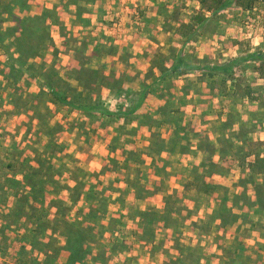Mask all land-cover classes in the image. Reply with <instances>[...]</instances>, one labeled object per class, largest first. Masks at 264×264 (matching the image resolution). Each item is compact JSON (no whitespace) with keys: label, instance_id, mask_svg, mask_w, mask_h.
I'll return each instance as SVG.
<instances>
[{"label":"rangeland","instance_id":"obj_1","mask_svg":"<svg viewBox=\"0 0 264 264\" xmlns=\"http://www.w3.org/2000/svg\"><path fill=\"white\" fill-rule=\"evenodd\" d=\"M47 1L51 3L53 0ZM186 1L188 0L167 1L172 5V10H175L169 14V19H175L181 13V17L185 16V11L181 10L187 7ZM44 2L46 0H0V171L11 174L16 168L7 169L10 164L28 159L41 170L38 178H30L31 182L39 183L43 180L45 188L49 191L46 203L42 206L39 203L35 205L27 186H17L19 192L9 191L11 189L6 187L5 194L0 189V255L7 258L12 249L14 252V248L21 245L22 236L28 233L33 235L37 227V221L33 224L22 216L18 218L22 220L18 226L13 224L17 217L14 209L19 202L17 194H23L20 202L26 212L32 213L35 206L39 210L44 208L40 220L45 224L42 232L46 229L48 241H45L49 248L54 250L51 254L57 259L51 261V264H65L68 257V252L63 248L67 244V236L55 235L53 232L57 224L60 223L57 230H63L64 222L83 220L85 214L88 215L92 211L96 217L101 211L105 212V209L108 210V215L97 220L94 227L97 228L95 239L88 243L93 253H87L83 262L75 264H264V208L257 207V195L252 191L253 188H250L252 192L246 200L243 193H236L241 188L235 185L238 181L243 189L264 179V173L252 174L248 169V163L252 162L254 154L262 153L264 158V139L247 137L249 130L253 132L258 128L252 122V115L260 114L264 121V107L262 110L255 108L257 114L250 109V123L244 121V128H238L243 120L238 114L242 108L231 107L227 103L223 113L229 118L226 122L229 131L227 136L223 135L224 139L220 142L223 157L220 162H216L214 155L210 154L213 153L214 143L209 135L211 133L215 139L221 131H209L206 128L209 113L213 111L206 105L196 108L197 111L195 108L179 107L172 97L160 96L161 84L150 89V96H146L148 99L134 114L146 113V120L144 117L134 116L129 120L118 116L127 111L129 103L128 100L125 101V96L133 90L127 89L133 86L127 87L125 83L122 91L105 87L101 90V98L105 107L114 114L112 117L92 112L86 114L67 106H55L47 101L50 92L46 84L52 76V80H56L52 75L53 71H60L61 76H64L63 70L74 67L73 64L79 66V61L88 67H95L100 64L99 59L92 58L90 50L100 53L105 49V44L94 47L95 42H90L85 51L82 44L77 42L79 32H72L62 26L61 29L51 32L50 26L47 28L50 39L44 48L28 61H24L21 65L23 68H20L22 61L19 65L14 62L22 74H18L19 79L15 78L16 68H12V64L5 65L9 52H13L14 57H19L11 44L15 33L11 28L17 26L21 18L41 14L40 10L45 8ZM164 2L163 0V6H168ZM16 3H20L23 8L13 7ZM254 7H257L255 13L250 12L247 19L255 18L254 23L259 22L264 28V0H258ZM54 8L61 22L63 17L67 21L70 20L71 17L67 18L69 12L63 4L59 3V8ZM236 8L234 6L226 10L227 18L236 15ZM30 9L38 11L34 14ZM260 33L264 34V29H260ZM42 34L44 31L39 36L37 34L34 40L38 42ZM86 35L90 37L89 33ZM171 38V41L179 42L178 38ZM229 45L231 46V43ZM150 47L154 53L160 52V47L155 44ZM246 47L249 48L250 45ZM6 48L10 51L7 52ZM232 58L235 57H229L227 60ZM121 69L110 72L112 75L109 82L113 88L118 84L119 77L125 78L129 74L141 81L150 73L149 67L129 72L125 69L120 71ZM101 72H105L103 68ZM253 76L249 70L242 77L253 81ZM152 79L153 75L150 81ZM175 79L178 80L175 85L181 84V81L186 84L196 80L192 75L189 76V81L184 78ZM239 80L241 74L237 81H228L230 92L236 90L234 85H237ZM70 84L79 87L75 79H72ZM236 95L235 102H238L240 95ZM258 96L264 105V91ZM167 100L169 101L166 104ZM160 110L170 115H163ZM164 117L172 122H162ZM102 118L109 120L108 127L99 126L98 120H103ZM137 119L141 122H136ZM260 124L264 127L262 122ZM197 127L199 131L196 130ZM48 130H51V134ZM145 131L153 137L148 147H142V142L137 137V133ZM169 132L173 135L172 139L168 137ZM162 135L165 138L167 136L168 140L165 150L175 149V145H178V149L182 146V149H188V152H196V146L199 144L198 147H202L209 154L205 159H186L183 156L181 160L176 154L174 157L158 155L154 160L152 151L162 150L164 146ZM239 139H242L241 142ZM37 150L41 155L37 154ZM95 156L97 160H94ZM216 159H219L218 156ZM144 161L145 165H138ZM181 163L182 165H179ZM205 164L209 166L206 180L218 184L216 189L207 195L193 187L186 192L185 185L193 180L195 167L200 172ZM213 164L217 165L218 172L211 171L214 170ZM237 167L242 170L241 176L239 172L234 171H237ZM221 170L223 173H220ZM43 176L46 177L42 179ZM8 177L11 178L12 175ZM14 178L23 180L21 174L14 175ZM88 192L93 196H89ZM236 194L240 196L239 204L234 203ZM71 196H76V201H73ZM88 196L94 202L93 207L86 201ZM168 197L170 199L166 203L165 199ZM166 207L171 213L165 211ZM224 208L227 210L226 223L220 216V210ZM174 211L177 213L174 214ZM172 212L174 220L170 219ZM232 213L237 214L236 220L231 217ZM52 220H56L54 226ZM11 224L14 226L10 227ZM22 225L28 228V233H25ZM2 231H7L8 234L4 236ZM41 236L36 237L37 246L45 248ZM31 246L33 245L25 244L26 256L23 259L30 264H43L46 256L41 252H34Z\"/></svg>","mask_w":264,"mask_h":264},{"label":"crops","instance_id":"obj_2","mask_svg":"<svg viewBox=\"0 0 264 264\" xmlns=\"http://www.w3.org/2000/svg\"><path fill=\"white\" fill-rule=\"evenodd\" d=\"M164 1L165 4H168L167 1L171 0ZM44 3L45 8L53 9L54 7L59 8V3L62 4L63 1L53 0L49 3L46 0ZM162 3L163 0H94L93 2L86 4L87 11L83 10L82 13L83 21H76L78 18V6L76 3H70L66 9L67 12H69L67 18L68 16L71 18L67 21L65 17H63L62 22L64 28L71 30L72 32L77 31L80 33L78 38L79 40H77V42L82 44L81 46L84 50L88 45H90V42H95L94 47L96 45L105 44V49L100 53L95 52V50H90V52L92 53V58L99 59L100 64L95 66L103 68L107 73L117 71V69L120 68H122L120 71L127 70L128 72L129 70L134 71L135 69H139V71H141L143 69H147L148 67L150 69L152 67V61L156 55V53L151 50V44H155L160 47V52L158 51V54H169L172 48H177V46L180 48L183 43H185L184 52L192 54L196 57L198 59L197 62L203 61L198 64H205L207 62L209 64L222 63L227 61L229 57H247V54L251 55L253 53H257L258 51L264 52V34L260 33V29L264 28L259 25V22L257 24L254 23L256 20L255 18L253 20L247 19V17H249V13L251 12L254 14L257 7H254V10H241L236 8L235 16L233 14L232 18H228V20L223 19V17H219V23L216 26L206 24L201 33L197 35L196 40L187 42V38L185 36L176 35V30L182 22L189 23L193 21L194 16L202 8L200 0L186 1L187 7L181 10L185 11V16L181 17V13L178 14V17H175V19H169V14H171L172 11H175L172 10V5L168 4L166 8ZM37 11L38 9H36L35 12L33 9H30V12H33L34 14L37 13ZM40 11L42 13V10ZM110 21H112V23ZM59 28L61 29L59 25L51 24V32ZM86 33H89L90 37L87 36ZM171 37L178 38L179 42L171 41ZM230 43L231 46L229 45ZM248 44L250 45L249 48L246 47ZM165 47L168 48L166 49ZM85 51L83 53H85ZM248 62H250V60L242 62L240 67L242 70L241 72L239 71L241 74V80H239L237 85H234L236 90H232V92H230V89L227 88V92L221 95L216 94L209 89L208 82H210L212 78H210L208 73H205L203 70H188L184 74L175 73L167 75L164 78L161 77V72L156 67H153L152 72H150L154 76V79L150 81L152 78L151 75L148 80L149 83H152L151 89L160 84L162 85L159 88L160 96L164 98L172 97L174 99L173 101L177 102L179 107L198 109L199 107L203 108V106L206 105L209 110L213 111L209 113V118L207 117L209 120L206 128L209 129V131L212 129L221 131L219 134L221 136L217 135L215 139H213V135L211 133L209 135L212 139L211 141L214 143L213 153L210 154L214 155L213 159L216 162H220L223 157L222 151L220 150V142L224 139L223 135L227 136V132L229 131V127L226 126V122H228L229 118L228 116L226 117L225 113H223L228 106L227 103H229L231 107L238 106L242 108L239 110L238 114L243 120L238 128H244V121L250 123L251 117L253 124L258 127L253 130V132L249 130V135L247 137H252L254 139L258 137L259 139H264L262 138L264 137V127L260 124L262 122L264 125V121L262 120V115L257 114V111L255 110V108L262 110L264 107L261 100L258 98L259 93L264 91V77L261 76L260 69L257 68L259 67V63L252 60V63L256 66L252 68L246 66ZM249 70H251L254 75L252 78L253 81L242 77ZM191 75L195 76L196 80L194 83L189 81V76ZM128 76L129 74H127L125 84H127V87L131 85L133 88L131 87L127 89H133L132 91L141 90V81ZM175 78H184L189 82L184 84V81H181V84H176V87L175 81L178 80ZM213 79H218V76H214ZM217 87L219 86L217 85ZM236 93L240 95L238 97L240 98L238 99V102H235V96L237 97ZM168 101L169 100L166 101V104ZM250 109H252V112L256 113L258 116L252 115L250 117L248 114V112L251 111ZM240 111H242V113ZM238 128H236L237 131ZM196 130L199 131V128L197 127ZM137 137L141 140L142 147H148L149 144L152 143L153 137L151 136V133L147 131L137 133ZM168 137L169 139H172L173 135H170L169 132ZM166 138L165 136L163 137L164 146L162 150L164 151H152L154 160L158 155L160 157H166V155L174 157L177 154V156H179L182 160L181 157L183 156L186 159H200V157L205 159L209 154L202 147H198L199 144L196 146L198 148L196 152H188V149H182V146L178 149V145H175V149L165 150L168 144V140H166ZM241 140L239 142H241ZM218 145L219 148H217ZM257 155L262 157L261 155L263 154H254L252 162L255 161ZM216 156H218L219 159H216ZM144 157L146 158L145 155ZM96 158L97 157L95 156L94 160H97ZM153 158L151 163H153ZM94 160L92 161V164L94 163ZM141 164L145 165L146 163L145 161L138 163V165ZM179 165H182V163ZM240 169V167H237V171H234L239 172L241 176L242 170L240 171ZM262 181L256 183L260 184ZM235 185L241 188V190L236 191V193H243L246 191L247 197L251 195L250 193L252 191L255 192L253 184L251 186L247 185L245 188L243 187V189L241 185L238 184V181ZM250 188H253V190L251 191ZM255 202L256 200L254 203ZM256 205L257 207H260L258 204ZM1 223L2 222L0 220V226ZM14 225L11 224L10 227H13ZM22 228L25 229L23 225ZM11 256H13V249L12 252H9L7 258L0 255V262L14 261V258L12 259Z\"/></svg>","mask_w":264,"mask_h":264},{"label":"trees","instance_id":"obj_3","mask_svg":"<svg viewBox=\"0 0 264 264\" xmlns=\"http://www.w3.org/2000/svg\"><path fill=\"white\" fill-rule=\"evenodd\" d=\"M63 1V7H66L70 3H76L78 6V14H77V20L76 21H83L82 13L83 10L87 11L86 4L89 2H93L94 0H62ZM258 0H200V3L202 4V8L198 11V13L194 16L193 21L189 23L182 22L180 26L176 30V35L185 36L187 38V42L196 40V37L199 33H201L203 27L207 24L212 25H218V19L219 17H223V19L228 20L226 16V10H228L230 7L236 6L239 9L243 10H252L254 8L255 3ZM14 5V4H13ZM13 7H19L23 8L20 3H16ZM51 22V23H48ZM29 24H28V23ZM51 24H57L59 26H63L61 19L59 18L57 11L55 8L49 9L44 8L42 10V13L37 16H30L27 18H21L19 20V24L17 26H14L11 28L12 31H14V41L11 42L13 46L16 49V52L19 54V57H14L13 52H9V48L7 49V52H9L7 63L5 65H11L12 68H16L13 73L15 75V78L19 79L18 74H21V71L18 69L23 68L21 66L24 64V61H28L30 58L34 57L38 54L41 48H44L46 45V42L50 39L49 34L47 33V28H50ZM44 31V34H42L39 38V41H35L34 37L41 34V32ZM27 33V35H26ZM31 45V46H29ZM184 45L180 48H172L171 52L169 54H156L153 61H152V67L150 68V72H152L153 67H156L161 72V77L164 78L167 75L170 74H184L188 70H203L205 73H208L209 77L212 78L210 82H208V87L212 92H215L216 94H224L227 92L228 88V81L230 79H233L235 81L238 80L240 77V73L242 69H240L242 62L245 60H250L251 62H248L246 66L254 67L255 65L252 63V60H255L257 63H259V68L261 76L264 77V52L258 51L257 53H253L251 55H247V57H239V58H232L230 60H227L222 63H215V64H209L208 62L205 64H198L199 62L196 57H194L192 54L184 52ZM9 47V46H8ZM14 60V61H11ZM22 61V62H21ZM14 62H17V65L20 63V68H17V65L14 64ZM79 66L76 64L74 67H67L65 70H63V75L61 76L60 71H53L52 75L55 76V81H53L50 77L49 80L46 82V84L49 87V96L47 98V101L55 106H67L70 108L78 109L80 111L85 112L86 114H89L90 112L95 114H101L103 116H110L112 117L114 114L105 107V103L101 98V90L103 87L108 88L109 90H118L122 91V86L124 85L125 81L127 80V76L125 78L119 77V80L117 81V85L113 88L112 83L109 82L110 75L112 73L106 74V72L102 73L99 66H91L88 67L84 62H78ZM250 63V64H249ZM256 67V66H255ZM238 73V74H237ZM6 76V74L4 73ZM51 75V74H50ZM149 75H145L146 78L141 80V90L138 91H130L127 92L125 101L129 103L127 106V111L122 112L123 114H118V116L127 118L130 120L131 117L141 118L144 117L146 120L148 117V114L142 113V114H136V111H138L143 102L146 99V96L148 95L152 83H149L148 80L150 78ZM218 76V79L214 80V76ZM148 76V77H147ZM131 77V76H128ZM72 79L77 80L79 87H74L70 84V81ZM238 84V83H237ZM217 85L219 87H217ZM211 92V93H212ZM163 112V115L169 116L170 113H167L165 111L160 110ZM103 119V118H102ZM106 119V118H105ZM98 120L99 126L102 127H108L109 126V120ZM144 120V121H145ZM164 123H171L172 120H169V118L164 117L162 120ZM136 122H141L139 119H137ZM148 124V123H146ZM53 129V128H51ZM51 130H48V132ZM53 132V131H52ZM45 133V132H43ZM50 133V132H49ZM51 134V133H50ZM153 141V140H152ZM164 143L162 142V146ZM160 146V147H162ZM157 152H160L159 150H156ZM37 154H40L39 150H37ZM41 155V154H40ZM16 161V160H15ZM17 164H22L21 166H18ZM12 165L10 164V167L7 169H14L16 170L11 171V174L3 173L0 171V189L3 190V193L5 194V188H10L9 191H16L19 192V188L21 186H27L30 188L28 190L32 195L31 198L34 200L35 205L39 203L40 205L44 206L46 203V196H47V189L45 188V181L38 182H31L30 178L33 177L38 178L39 172L41 170L37 168L35 165H33L28 159H25L24 161L17 160ZM218 164V163H217ZM8 165V164H7ZM203 166V171H198V169H194L195 173L193 174V180L190 181L185 185L186 192L190 190V187H193L196 189V191L203 192V195H207L209 192L216 189L218 184L209 182L206 180V176L209 172V166ZM214 170H211L213 172H218L217 165L213 164ZM242 168V166H241ZM248 169L253 174L254 172H262L264 173V158L260 157L259 155L256 156L255 161L248 163ZM10 172V171H9ZM220 173H223V170L220 171ZM4 174V175H3ZM21 174L23 177V180H17L14 178V175ZM12 175L11 178H7V176ZM6 176V177H4ZM46 177L43 176L42 179ZM30 180V181H29ZM29 181V182H28ZM28 182V183H27ZM32 183V187L30 184ZM254 185V191L257 195V203L261 208H264L263 199H264V179L262 183L258 184L256 182L252 183ZM17 186L19 188H17ZM36 186V187H35ZM38 186V187H37ZM49 192V191H48ZM10 193V192H9ZM95 194V192H93ZM50 194V193H49ZM7 195V194H6ZM23 195V194H21ZM20 194H17V197H19V202L17 203V206L15 209V222L13 224L19 225V219L22 217L28 218L29 222L37 221L36 229L33 232V235H30L28 232V228H25V236H22L21 238V245L17 248H14L12 259L14 258V261L8 262V261H1L0 264H30L28 261H25L23 259L24 256H26V247L25 244L29 243L33 246L32 250L34 252H41L46 256V260H43V264H51V261L54 262L57 260L52 256L51 253H53V249L49 248V244L45 241L47 232L45 228V224L41 222L42 215L44 213V208L38 209L37 206L33 209L32 213L26 212L23 208L20 202L23 198ZM89 196H93V194H89ZM245 199L247 200V193L246 191L242 194ZM87 197L86 201L89 202L90 206L93 207V201L90 200L91 197ZM239 195H235V204H239ZM71 199L73 201H76V196H71ZM170 199V197L166 198L165 201ZM33 203V206H34ZM248 205H251L249 203ZM31 205V207H33ZM46 206V205H45ZM95 208V206H94ZM166 212H169V209L166 207ZM225 208L220 210V216L222 218V221L226 223L228 220L225 217ZM141 213H144V211H140ZM108 210L105 209V212L100 213V215L95 216V213L92 211L90 214H85V218L83 220H74V221H66L64 222L65 226L64 229L57 230L60 223L57 224V226L53 229V232L55 235L59 234H65L67 236V244L64 246V250L68 252V257L65 260V264H75L78 262H83V260L86 258L87 253H93L91 247L89 246V241H93L95 239V233L97 232L94 228L96 225V222L101 217H105L108 214ZM177 213V211H174V214ZM173 212L170 214V219L174 220ZM231 217L236 220L237 214L232 213ZM19 218V219H18ZM44 219V218H43ZM59 220V219H58ZM51 221V220H50ZM56 220H52V226L55 225ZM60 222V221H59ZM43 223V224H42ZM3 235H7V231H2ZM30 235V236H29ZM42 235L43 238V246L39 247L37 246L36 239L37 236ZM31 264H40L33 263ZM105 264V263H103Z\"/></svg>","mask_w":264,"mask_h":264},{"label":"clouds","instance_id":"obj_4","mask_svg":"<svg viewBox=\"0 0 264 264\" xmlns=\"http://www.w3.org/2000/svg\"><path fill=\"white\" fill-rule=\"evenodd\" d=\"M262 138H264V137H262Z\"/></svg>","mask_w":264,"mask_h":264}]
</instances>
